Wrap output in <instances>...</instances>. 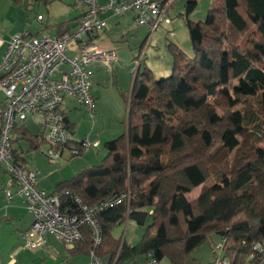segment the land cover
<instances>
[{"label":"trees","instance_id":"trees-1","mask_svg":"<svg viewBox=\"0 0 264 264\" xmlns=\"http://www.w3.org/2000/svg\"><path fill=\"white\" fill-rule=\"evenodd\" d=\"M10 1L21 6L54 0ZM198 3L188 0L184 7L192 57L170 43L169 77L156 79L140 68L123 97L125 133L103 146L107 155L100 165L55 187L54 193L70 191L89 206L129 194L97 214L101 245L94 247L84 225L73 256L95 251L102 259L118 255L126 262L154 253L160 262L184 264L211 241L213 248L224 243L221 254L231 264H246L256 256L255 245L264 243V0H215L206 20L197 23L189 17ZM78 23L56 25V36ZM21 124L14 128L12 146L26 165L14 144L27 141L38 150L45 140L39 143L40 136ZM65 127L75 135L70 121ZM210 179L216 182L207 187ZM74 197L62 196L64 212L79 213ZM126 220L145 227L138 244L112 234Z\"/></svg>","mask_w":264,"mask_h":264},{"label":"built area","instance_id":"built-area-1","mask_svg":"<svg viewBox=\"0 0 264 264\" xmlns=\"http://www.w3.org/2000/svg\"><path fill=\"white\" fill-rule=\"evenodd\" d=\"M84 8L83 15L72 32L62 36H34L28 31H19L11 36L6 52L0 63V93L5 97V105L0 111V164L11 176L13 188L5 190L10 202L20 196L27 211L33 215L31 228L23 235L26 248L36 250L47 245L49 235L65 244H74L82 239L84 225L90 227L94 247L101 245L103 232L96 216L107 208L125 201L129 194L114 195L93 206L86 205L70 191L48 193L38 187L40 171L29 169L20 163L13 153L12 138L17 124L24 123L30 115L43 117L41 124L44 140L48 144L46 156L50 162H60L78 156L88 148L98 147L97 141L88 138L73 141L65 127L61 107L67 97H72L80 106L86 107L91 117H96V101L93 96L94 66L97 62H116L115 51H104L97 47H83L78 56H70L73 45L83 44L84 37L103 32L108 28L106 20L100 18L102 12L122 15L133 12L137 26L146 27L147 37L141 54L131 69L136 75L144 63L146 48L150 38L162 25L173 24L169 16L172 0H77ZM38 21L43 16L37 17ZM0 39L2 36L0 35ZM68 70L55 75L62 67ZM62 196H73L78 205V214H68L62 210ZM224 243L213 248V257L208 264H231L221 254ZM256 256H251L246 264H264V243L254 247ZM211 254V255H212ZM87 264H160L154 253L132 261L119 262L118 255L105 262L95 251L88 255Z\"/></svg>","mask_w":264,"mask_h":264},{"label":"rangeland","instance_id":"rangeland-1","mask_svg":"<svg viewBox=\"0 0 264 264\" xmlns=\"http://www.w3.org/2000/svg\"><path fill=\"white\" fill-rule=\"evenodd\" d=\"M188 0H172V4L169 7V16L173 22L172 25H162L150 38L146 48V55L144 62L146 63L143 66V69L149 68L153 72L156 79L166 78L172 74L174 60L173 56L170 53L167 46L170 43H175V40L180 44L178 46L186 53L188 58L193 55V48L191 44L190 33L186 25V9L184 8ZM64 0H54L49 4L29 2L28 9H25V4L15 7L10 0H0V26L5 27L6 29L11 26V18L13 21H18L21 25L20 31H28L32 35L44 36L52 35L54 33L53 28L57 22L62 21L63 19H72L73 12L70 10L69 5L63 3ZM17 10L14 17H12V6ZM215 6V0H199L198 7L193 14L190 15L189 19L193 22H204L207 15L212 7ZM19 8V9H18ZM79 8V7H78ZM38 15L44 17L43 21H38ZM22 29V30H21ZM3 31V30H1ZM172 31V32H170ZM148 63V64H147ZM150 65V66H149ZM106 85V84H105ZM235 85L232 84L231 88ZM104 87V86H103ZM111 96L113 99H110V102L97 108L96 116L97 120L94 123L98 131H102V143L98 148H88L86 150V155L80 157L72 158L70 162L65 159L60 162H50L46 156V151L48 149V144L43 145L40 150H37L27 157L29 161L28 166H42V173L39 176V179L43 175L49 174L51 171L55 173L53 179H71L76 175L78 171L84 167L97 166L102 163L104 158L107 155L106 149L103 147L109 141L118 138L122 133L123 125V116H119L120 113H123L124 110H121L124 106V103L118 101L115 97V89L108 88L106 91V97ZM107 100V99H106ZM99 104V103H98ZM257 104V100H254V105ZM257 106V105H256ZM80 105L77 106V110L73 109V114L71 118L76 116H81L82 121H84L85 129L88 131L92 128V121L87 117V112L85 109H81ZM123 111V112H122ZM96 114V115H97ZM116 115L120 119L116 118ZM98 123V124H97ZM127 125V124H126ZM124 126V125H123ZM119 128L121 130H119ZM125 130V127H124ZM120 132V134H118ZM22 146L29 148L27 143H22ZM261 146L264 148V140ZM84 157L83 159H80ZM9 175V174H7ZM10 179L11 176L9 175ZM71 177V178H70ZM214 179L207 180L206 186L211 187L215 184ZM10 227L7 222H4V226L0 229V264H59L61 261H64L68 258V248L69 244H65L62 241L58 240L56 237H49V241L59 247L62 251V255L59 254L58 250L55 249V245L50 244L51 250H47L46 246L39 247L45 249V254L39 255L38 257L33 256L32 254L36 250H30L26 248V241L23 239V234H21L16 228ZM145 231L144 226H138L133 221H127L116 226L113 230V235L117 239H126L132 245L138 244L140 241L141 235ZM215 241V240H214ZM213 247L211 241L204 242L199 248H197L194 254L190 255L187 261L184 264H208L213 255ZM35 259H38L35 261ZM46 262V263H44ZM160 264H170L168 259H164Z\"/></svg>","mask_w":264,"mask_h":264},{"label":"crops","instance_id":"crops-1","mask_svg":"<svg viewBox=\"0 0 264 264\" xmlns=\"http://www.w3.org/2000/svg\"><path fill=\"white\" fill-rule=\"evenodd\" d=\"M63 1V0H62ZM109 0H100V3H106ZM67 3L69 5L70 10L73 12V18L72 19H63L60 22H57L54 25L53 31L54 33L50 36H56V25L66 22L67 24H70L71 26L76 25L79 20L81 19L83 15L84 8L79 6L77 3V0H64L63 3ZM65 3V4H66ZM25 9H28V5L30 3H24ZM10 8L12 9L14 6L11 4ZM19 7V6H15ZM79 7V8H78ZM19 9V8H18ZM12 17H14L15 8L12 10ZM39 16V15H38ZM42 16V15H40ZM100 18L103 20H106L108 24V28L104 30L103 32L95 33L89 36L84 37L83 44L79 45H73L70 48L69 55L70 56H78L80 54V49L83 47H97L104 51H115L117 60L113 63H106V62H97L94 66L95 75H94V81L95 84L93 86V96L96 101V110L98 107L104 106L105 104L110 102V99H113L110 95L105 99L106 97V91L108 88L115 89V97L118 101L120 100L121 103H124V106L121 110H124L123 113H120L119 116H123V125H122V131L124 134L127 129V122H126V103L125 99L123 98L132 88V84L134 81L135 75L130 73L131 69L133 67V63L139 55L141 54L142 47L144 46L146 37H147V29L146 27L137 26L136 22V15L133 12H127L125 14L122 13V15H115L113 12H102L100 14ZM44 20V17H43ZM42 20V21H43ZM172 25V24H171ZM170 26V25H168ZM21 25H19L18 21H13L11 18V26L9 28H5L0 26V35L2 36V39H0V63L3 59V56L6 52L8 41L11 38V36L17 32L20 31ZM3 30V31H1ZM22 30V29H21ZM75 28L71 29L72 32ZM172 32V31H170ZM173 33V32H172ZM39 35V33H38ZM34 35V36H38ZM176 45L178 46L180 43L175 40ZM180 47V46H179ZM181 48V47H180ZM146 63L144 62L141 66H143ZM148 64V63H147ZM150 66V65H149ZM149 69V68H148ZM68 70L66 66L62 67L60 72H58L55 77L60 78L62 71ZM106 84V85H105ZM104 86V87H103ZM99 103V104H98ZM5 105V97L2 93H0V111ZM79 104L76 102V100L72 97H67L65 100V103L61 107V111L66 115L65 120L67 119V122L70 121L74 127H75V135L72 136V139L75 141H81L83 139L88 138L91 141H97L99 143L98 147H100L102 143V137L103 134L102 131H98L96 129V126H94V123H96V118L93 119L91 117L89 110L81 106V109H85L87 112V117L92 122V128L90 131L88 129H85V125L83 124L84 121H82L81 116H76L75 118H71V115L73 114L72 110L76 109ZM95 110V111H96ZM97 114V111H96ZM98 116V114L96 115ZM117 119H120L118 115H116ZM43 122V117L40 115H30L27 120L22 123V126H25V128L34 136L39 135L40 140L39 143L44 140V135L42 132L41 124ZM66 122V123H67ZM98 124V123H97ZM1 127V123H0ZM125 127V130H124ZM119 128V130H121ZM121 131H119L118 134H120ZM121 134V135H122ZM120 135V136H121ZM112 134L111 138L116 139ZM27 143L28 149L22 146V143ZM43 145H46V142H44ZM42 145V146H43ZM41 146V147H42ZM96 147V148H98ZM41 149V148H40ZM38 149V150H40ZM14 150L20 153H23L25 160H26V166L29 169L38 170L40 171V175L42 173V166H28L29 161L27 160V157L30 155V153H33L37 150H33L31 145L27 141H20L19 143L14 144ZM84 151V155H86ZM85 157V156H84ZM84 157L80 158L83 159ZM68 162L72 160L67 159ZM66 160V161H67ZM41 167V168H40ZM85 168V167H84ZM8 173L6 172L5 168L0 164V229L4 226V222H7V224L10 227L15 226L21 234H25L32 226L33 224V215L30 214L25 205L22 202V199L20 196L16 195L12 201H8L5 197V190L13 188V191L15 190L14 183L12 181V178L10 179ZM55 173H52L51 171L47 175H43L41 179H38V187L40 189H43L47 191L48 193H52L55 190V187L63 180L67 179H61L56 178L53 179V176ZM71 178V177H70ZM49 237H54L49 235ZM47 238V245L46 249L49 251L51 250L50 244H53L49 241ZM130 243V242H128ZM131 244V243H130ZM55 245V244H53ZM70 247L68 248V258H66L64 261H61L59 264H87L88 262V255L85 254H79L73 256L71 253V249L74 247L73 244H69ZM132 245V244H131ZM55 249L58 250L59 254L62 255V251L59 249L58 246L55 245ZM45 254V249L40 248L36 249V251L32 254L33 256L38 257L39 255ZM105 262H108L109 259L106 257L103 258ZM38 259H35V261ZM46 263V262H44Z\"/></svg>","mask_w":264,"mask_h":264},{"label":"water","instance_id":"water-1","mask_svg":"<svg viewBox=\"0 0 264 264\" xmlns=\"http://www.w3.org/2000/svg\"><path fill=\"white\" fill-rule=\"evenodd\" d=\"M65 122H67V119L65 120Z\"/></svg>","mask_w":264,"mask_h":264}]
</instances>
